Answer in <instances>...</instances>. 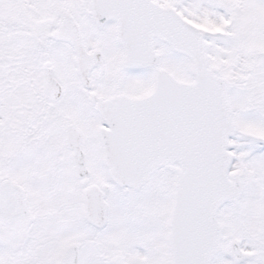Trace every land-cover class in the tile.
I'll list each match as a JSON object with an SVG mask.
<instances>
[{"label": "snow or ice", "instance_id": "obj_1", "mask_svg": "<svg viewBox=\"0 0 264 264\" xmlns=\"http://www.w3.org/2000/svg\"><path fill=\"white\" fill-rule=\"evenodd\" d=\"M0 264H264V0H0Z\"/></svg>", "mask_w": 264, "mask_h": 264}]
</instances>
